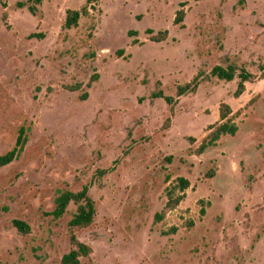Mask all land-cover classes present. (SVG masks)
Listing matches in <instances>:
<instances>
[{"label": "rangeland", "instance_id": "rangeland-1", "mask_svg": "<svg viewBox=\"0 0 264 264\" xmlns=\"http://www.w3.org/2000/svg\"><path fill=\"white\" fill-rule=\"evenodd\" d=\"M5 1L0 156L22 128L29 142L0 168V264H61L77 208L60 220L50 214L59 191L85 186L98 215L75 232L93 249L82 264H264V80L236 98L239 80L209 77L231 63L260 75L264 0H102L71 31L62 30L66 12L86 0H44L37 16L16 8L28 0ZM180 10L186 17L176 25ZM165 31L166 41H152ZM198 75V92L178 99L173 114L153 98H176ZM223 104L239 132L198 156ZM102 170L109 173L100 178ZM179 178L191 183L187 198L157 222Z\"/></svg>", "mask_w": 264, "mask_h": 264}, {"label": "trees", "instance_id": "trees-1", "mask_svg": "<svg viewBox=\"0 0 264 264\" xmlns=\"http://www.w3.org/2000/svg\"><path fill=\"white\" fill-rule=\"evenodd\" d=\"M102 0H86V4L80 10H67L66 18L62 26L63 31H71L77 29L83 19L92 17V14L98 13L99 4ZM44 0H28L26 2H19L16 5L18 9L28 8L33 16L38 15L39 7L42 6ZM0 4L3 8H8V4L5 0H0ZM186 17L185 11L180 10L177 13L175 24L180 25L184 22ZM148 34L153 35V31H147ZM138 33H129V36L137 35ZM169 37V32H160L157 36H153L152 41L161 43L166 41ZM45 34H33L30 39L44 40ZM120 54H123L121 52ZM260 75L253 74L247 68L238 66L237 64L231 63L227 67L217 66L211 73L210 78L218 79L219 81L232 83L239 80L238 89L235 93L236 98H240L246 92V85L248 83H255L256 81L264 80V64L258 66ZM99 75H95L89 83V88L92 84L99 80ZM203 79L201 75L194 78L191 83L180 86L177 89L176 98L165 96L163 92L155 93L153 98L163 99L170 107L171 112L175 110L178 104V99L187 96L189 94H196L202 83ZM82 89V85L72 87L71 91H79ZM88 95L84 96L86 100ZM232 109L229 105L223 104L220 108V123L209 128V135L204 139L201 146L197 150L198 156H203L204 153L211 148L218 145L222 138L231 136L235 137L239 132V127L235 123ZM170 122V120L168 121ZM170 124V123H168ZM195 144V139H190ZM29 142L28 131L25 128L20 130V134L16 143L15 148L5 155L0 156V168H5L19 160L25 151V148ZM109 173L108 170H102L98 172L100 178L105 177ZM214 173H210L209 176L213 177ZM211 177V178H212ZM191 188V183L186 178H179L174 181L169 188L166 189L167 203L162 213L156 215L157 222L162 221L168 211L176 210L182 202L187 198V192ZM204 204V202H201ZM71 205H75L77 210L74 213L69 223L70 242L72 249L64 256L61 264H82V259L90 258L93 255V249L82 243L76 236L77 230H87L91 228L98 215V209L96 202L90 197V187L85 186L80 192H72L69 190L59 191L58 197L55 200V210L50 214L54 220L62 219L67 213ZM205 213V209H202V214ZM14 227L21 234H31V227L24 221L15 220L13 222Z\"/></svg>", "mask_w": 264, "mask_h": 264}]
</instances>
